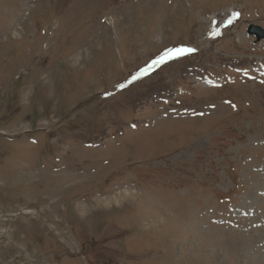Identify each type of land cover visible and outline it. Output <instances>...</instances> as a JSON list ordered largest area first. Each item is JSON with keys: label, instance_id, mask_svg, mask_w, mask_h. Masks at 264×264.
Wrapping results in <instances>:
<instances>
[{"label": "rangeland", "instance_id": "374dc122", "mask_svg": "<svg viewBox=\"0 0 264 264\" xmlns=\"http://www.w3.org/2000/svg\"><path fill=\"white\" fill-rule=\"evenodd\" d=\"M249 24L264 0H0V264H264Z\"/></svg>", "mask_w": 264, "mask_h": 264}, {"label": "snow or ice", "instance_id": "6c2138e0", "mask_svg": "<svg viewBox=\"0 0 264 264\" xmlns=\"http://www.w3.org/2000/svg\"><path fill=\"white\" fill-rule=\"evenodd\" d=\"M235 15V14H234ZM194 49L191 48H173V49H165L163 53L160 54V56L157 59H154L151 61L150 64L146 66V68L141 69V73H147L154 65H161L166 63L169 60L175 59L181 55H183L186 52H192ZM134 77L133 79H135ZM120 88H123L124 85H119Z\"/></svg>", "mask_w": 264, "mask_h": 264}, {"label": "water", "instance_id": "95a60500", "mask_svg": "<svg viewBox=\"0 0 264 264\" xmlns=\"http://www.w3.org/2000/svg\"><path fill=\"white\" fill-rule=\"evenodd\" d=\"M246 34L254 36L255 43L259 42L260 40L264 41V30L258 26H254V25L248 26Z\"/></svg>", "mask_w": 264, "mask_h": 264}]
</instances>
